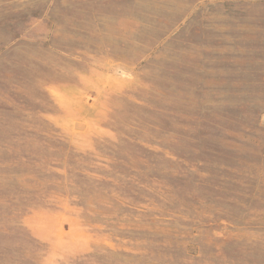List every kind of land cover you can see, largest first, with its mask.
Listing matches in <instances>:
<instances>
[{
  "label": "rangeland",
  "instance_id": "obj_1",
  "mask_svg": "<svg viewBox=\"0 0 264 264\" xmlns=\"http://www.w3.org/2000/svg\"><path fill=\"white\" fill-rule=\"evenodd\" d=\"M0 264H264V0H0Z\"/></svg>",
  "mask_w": 264,
  "mask_h": 264
}]
</instances>
